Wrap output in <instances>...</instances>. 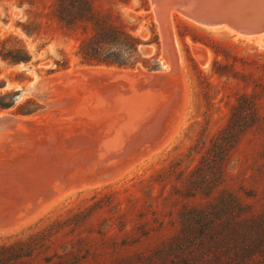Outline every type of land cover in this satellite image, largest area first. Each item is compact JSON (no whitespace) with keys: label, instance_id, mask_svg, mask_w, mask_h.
Wrapping results in <instances>:
<instances>
[{"label":"rangeland","instance_id":"rangeland-1","mask_svg":"<svg viewBox=\"0 0 264 264\" xmlns=\"http://www.w3.org/2000/svg\"><path fill=\"white\" fill-rule=\"evenodd\" d=\"M50 4L0 0V264H143L196 208L264 205L259 39L94 0L142 44L134 66L87 65Z\"/></svg>","mask_w":264,"mask_h":264},{"label":"trees","instance_id":"trees-1","mask_svg":"<svg viewBox=\"0 0 264 264\" xmlns=\"http://www.w3.org/2000/svg\"><path fill=\"white\" fill-rule=\"evenodd\" d=\"M48 8L51 25L67 36H80L78 55L84 64L128 67L139 61L140 39L119 17L97 11L94 0H51ZM230 198L190 211L185 236L142 263L264 264V205L253 210ZM58 259L56 264H68L66 257Z\"/></svg>","mask_w":264,"mask_h":264},{"label":"bare ground","instance_id":"bare-ground-1","mask_svg":"<svg viewBox=\"0 0 264 264\" xmlns=\"http://www.w3.org/2000/svg\"><path fill=\"white\" fill-rule=\"evenodd\" d=\"M161 2L158 4H154L155 8L157 10V13L159 14L160 19L165 23L168 21L170 15L171 18L175 14L182 15L185 14L186 17H188L189 20H196L199 23H203L204 25H210L212 28H224L228 31L236 34L237 36L244 37V38H256L259 39L262 44L264 45V29L260 30H253L248 31L244 30L243 28H238L237 24H235L233 21H223L221 23L219 22H208L204 21L207 20L205 16L208 12L212 14L214 11L217 10H235L237 13L241 14L243 13V9L249 8L251 11L257 10L259 4H264V0H160ZM234 2V4L231 5V3ZM257 4V6H255ZM262 6H259V8ZM256 8V9H255ZM230 10V11H231ZM262 9L260 15H263L264 13ZM171 13V14H170ZM185 15H182L185 17ZM170 18V19H171ZM175 18V17H174ZM173 21V20H172ZM195 23V22H194ZM224 23L225 26L218 27V25ZM263 32V33H262ZM169 46V45H168ZM166 47V46H165ZM170 57V56H169ZM170 62V61H169ZM0 124H2V121L6 122L8 118H0ZM11 122V121H10ZM13 122V120H12ZM6 124V123H5ZM10 124V123H8ZM4 126V125H3ZM7 126V125H6ZM13 127V126H12ZM25 176V175H24Z\"/></svg>","mask_w":264,"mask_h":264},{"label":"water","instance_id":"water-1","mask_svg":"<svg viewBox=\"0 0 264 264\" xmlns=\"http://www.w3.org/2000/svg\"><path fill=\"white\" fill-rule=\"evenodd\" d=\"M161 2L160 0H152L153 4H158ZM190 1V0H186ZM257 6V4L255 5ZM259 6H262L259 8ZM257 10H250L249 8L243 9V13L239 14L235 10H217L214 11L212 14L210 12L207 13L205 18L208 22H229L233 21L235 24H237L238 28H243L244 30L253 31V30H260L264 29V13L263 15H260L262 12L261 10L264 9V4H259ZM256 9V8H255ZM264 11V10H263ZM260 12V13H259Z\"/></svg>","mask_w":264,"mask_h":264},{"label":"clouds","instance_id":"clouds-1","mask_svg":"<svg viewBox=\"0 0 264 264\" xmlns=\"http://www.w3.org/2000/svg\"><path fill=\"white\" fill-rule=\"evenodd\" d=\"M25 7H27V5H25ZM19 9H17V11H18Z\"/></svg>","mask_w":264,"mask_h":264}]
</instances>
